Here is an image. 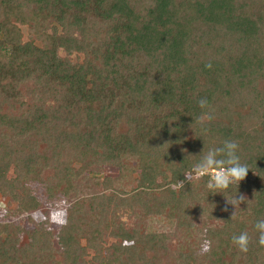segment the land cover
Here are the masks:
<instances>
[{
	"label": "trees",
	"instance_id": "16d2710c",
	"mask_svg": "<svg viewBox=\"0 0 264 264\" xmlns=\"http://www.w3.org/2000/svg\"><path fill=\"white\" fill-rule=\"evenodd\" d=\"M226 140L239 186L181 187ZM0 196V264H264V0H0Z\"/></svg>",
	"mask_w": 264,
	"mask_h": 264
},
{
	"label": "clouds",
	"instance_id": "9594fccd",
	"mask_svg": "<svg viewBox=\"0 0 264 264\" xmlns=\"http://www.w3.org/2000/svg\"><path fill=\"white\" fill-rule=\"evenodd\" d=\"M197 103L201 109L208 106L206 98L199 99ZM212 119L211 113H204L199 117V122L203 124L206 120L211 121ZM238 148L239 145L236 141L226 140L221 147L209 149L193 169L184 174L185 179L180 182L181 187H183L185 181L192 183L194 179L198 180L204 176H209L206 184L209 193H223L232 185L238 187L240 182L246 178L249 170L246 164L240 162V157L237 154ZM243 200H245L243 195L239 199L236 197L227 198V202L235 207ZM234 215L235 212L232 218H234ZM254 227L258 233L257 243L260 247H264V219H258ZM249 241L250 238L247 232H241L239 235H233L232 237V243L243 253H247ZM210 248L211 242L205 241L203 251H210Z\"/></svg>",
	"mask_w": 264,
	"mask_h": 264
},
{
	"label": "rangeland",
	"instance_id": "374dc122",
	"mask_svg": "<svg viewBox=\"0 0 264 264\" xmlns=\"http://www.w3.org/2000/svg\"><path fill=\"white\" fill-rule=\"evenodd\" d=\"M23 32H24V38L27 39L28 38V33L26 31V28H23ZM117 169L114 167V166H105L103 168V171L100 173V175L102 177H105V176H115L117 174ZM135 176V174H134ZM131 188V185L128 184L126 185L125 189L126 190H129ZM66 204V203H65ZM0 205L2 206V209H0V216L5 213L6 211H12V212H16L17 211V207H16V203L13 201V199H11V197H7V198H2L0 196ZM43 210H38V211H35L34 213H31V216L32 219H34L36 222H38L39 220H42L44 218V215H43V212L44 210H46L45 208H42ZM13 218H15L14 215H12ZM28 215L25 213L24 214H20L18 216V219L19 220H22L23 223L31 228L32 227V224L29 223L28 221ZM50 222H51V227L53 229H56L58 228V226H60V224L62 223L64 217H65V212H64V208L63 206L61 207H58V208H55L53 210H51V213H50ZM0 220H1V217H0ZM1 225V224H0Z\"/></svg>",
	"mask_w": 264,
	"mask_h": 264
}]
</instances>
